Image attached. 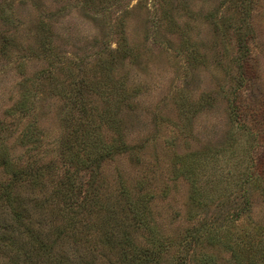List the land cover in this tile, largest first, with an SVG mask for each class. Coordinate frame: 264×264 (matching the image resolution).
Returning <instances> with one entry per match:
<instances>
[{
	"label": "rangeland",
	"instance_id": "1",
	"mask_svg": "<svg viewBox=\"0 0 264 264\" xmlns=\"http://www.w3.org/2000/svg\"><path fill=\"white\" fill-rule=\"evenodd\" d=\"M0 9V124L12 128L3 137L12 141L32 121L41 150L56 155L58 139L88 120L99 124L104 99L82 86L83 111L71 91L98 77L103 63L111 83L122 82L131 93L119 114L131 149L104 166L107 178L118 170L144 178L153 218L177 239L205 221L223 225L247 193L250 211L227 229L254 237V244L261 239L264 191L256 182L264 176V0H0ZM26 88L31 115L8 114ZM235 97L238 116L230 108ZM220 147L229 151L201 170L212 187L229 190L194 209L190 184L173 170L186 154ZM201 170L195 169L198 181ZM203 247L216 264H234L223 246Z\"/></svg>",
	"mask_w": 264,
	"mask_h": 264
},
{
	"label": "trees",
	"instance_id": "2",
	"mask_svg": "<svg viewBox=\"0 0 264 264\" xmlns=\"http://www.w3.org/2000/svg\"><path fill=\"white\" fill-rule=\"evenodd\" d=\"M3 13L0 9V15ZM104 66L102 63L95 72L98 79L75 83L79 87L71 91L76 92L74 99L81 100L78 91L87 86L104 99L107 106L95 117L99 124L88 120L68 137L58 139L61 148L56 155L41 150L43 138L34 131L32 121L13 132L18 135L14 134L12 141L3 137L11 131V124H0V264H216L203 243L231 251L234 264H264V231L254 244V237L227 229L229 221L239 220L250 211L246 191L235 218L229 216L221 226L205 221L177 239L163 234L153 218V198L144 178L132 179L121 170L107 178L104 166L131 149L121 134L119 115L121 107L131 100V93L124 83H111L112 74ZM31 97V88H26L8 114L28 118ZM236 101L235 97L230 105L234 116L239 114ZM85 108L82 101L81 109ZM104 129L114 136L106 139ZM244 130L251 133L246 127ZM16 141L21 152L15 148ZM228 151L220 147L179 158L182 162L173 172L190 184L189 201L194 209L203 210L213 195L228 192V186L212 187L201 170L211 158ZM197 166L204 177L200 181ZM221 177H217V184H222ZM252 177L247 175L243 185ZM256 183L259 187L262 184L264 191V176ZM196 214L194 211L190 219ZM172 250L175 252L170 257L167 253Z\"/></svg>",
	"mask_w": 264,
	"mask_h": 264
}]
</instances>
